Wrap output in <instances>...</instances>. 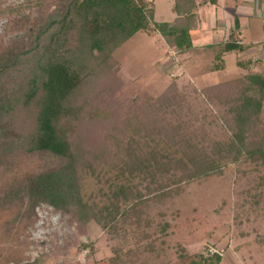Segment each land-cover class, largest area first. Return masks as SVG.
<instances>
[{
  "label": "trees",
  "instance_id": "trees-1",
  "mask_svg": "<svg viewBox=\"0 0 264 264\" xmlns=\"http://www.w3.org/2000/svg\"><path fill=\"white\" fill-rule=\"evenodd\" d=\"M174 3L176 18L157 23L151 0H72L26 87L0 101V151L12 152L15 146L58 161L23 183L21 192L31 206L47 204L79 228L95 222L124 242L132 234V245L123 242L110 257L87 264H144L146 254L159 264H222L223 253L212 252L213 247L197 253L187 249L191 237L182 232L194 220L155 223L152 210L179 195L184 186L222 175L226 161L264 166V69L254 70L264 65L260 57L238 60L240 77L198 91L207 103L223 108L227 140L206 142L188 132L183 117L190 106L176 81L157 98L130 100L123 116L102 105L103 92L121 82L112 70L115 51L135 34L148 33L152 25L180 57L213 52L207 72L224 70L226 54L244 55L255 46L241 38L238 17L227 40L195 46L199 8L218 0ZM107 169L116 173L107 179L101 203L86 199L85 179L100 178ZM81 248H89L93 256L92 243L82 241Z\"/></svg>",
  "mask_w": 264,
  "mask_h": 264
},
{
  "label": "rangeland",
  "instance_id": "rangeland-1",
  "mask_svg": "<svg viewBox=\"0 0 264 264\" xmlns=\"http://www.w3.org/2000/svg\"><path fill=\"white\" fill-rule=\"evenodd\" d=\"M71 2L0 0V9L20 6L0 13V101L26 87L37 59L60 28ZM154 2V21H173L174 0ZM254 11L245 19L242 35L246 44L255 46L250 48L251 54L241 57L264 61V9ZM151 27L148 33L135 34L115 51L117 65L112 70L121 82L103 92L102 105L113 115L123 116L130 100L143 101L147 95L157 98L176 81L186 92L190 106L183 117L188 132L206 142L227 140L230 133L222 121L223 108L207 103L198 91L240 77L239 55L228 54L222 71L204 72L212 65L213 52H195L172 60V49L165 47L162 35ZM211 36L214 41L221 38L219 33ZM263 69L264 65L258 64L254 70ZM13 149L0 151V264H87L91 259L110 257L123 238L112 237L95 222L79 228L67 214L47 204L32 207L21 192L28 177L52 169L57 159L50 154H28L15 146ZM106 171L100 178L90 175L85 179L86 199L101 203L102 192L110 184L107 179L116 173ZM151 217L155 223L194 220L182 232L191 237L187 245L191 253L213 247L223 253L222 264H264V166L248 160L226 161L222 175L184 186L179 195L154 207ZM170 238L171 234L167 240ZM133 240L130 233L124 244L132 245ZM82 241L92 243L93 256L89 248H81ZM142 259L144 264L160 262L157 259L153 263L152 254Z\"/></svg>",
  "mask_w": 264,
  "mask_h": 264
},
{
  "label": "crops",
  "instance_id": "crops-1",
  "mask_svg": "<svg viewBox=\"0 0 264 264\" xmlns=\"http://www.w3.org/2000/svg\"><path fill=\"white\" fill-rule=\"evenodd\" d=\"M154 1L155 0H153V2ZM261 8L264 9V0H218V3L215 5L208 4L200 7L198 12L199 28L198 31L196 32V35L194 36V45L197 47H203L210 44H218L227 40L232 32L235 17L239 18L240 23L242 24V33H243V30L245 29V19H247V17L249 18L253 16V14L255 13L254 9H259L260 11ZM154 9H155V2H154ZM174 9H175V3H174ZM175 18H176V14L174 19ZM218 33L220 34L221 38L218 41H214L211 35L212 34L215 35ZM154 34L156 35V33H153V35ZM208 36H210V38H207ZM241 38L243 39V41H245L242 34H241ZM206 39H210L211 41ZM259 43L261 42H258V44ZM166 46L167 44L165 42V47ZM251 51L248 53L251 54L252 53ZM205 52L208 51H204V53ZM201 54H203V52L199 53L198 55ZM228 54H226L224 58ZM187 56H189V54ZM240 56H238L237 61L247 59V58L244 59ZM202 60L203 59H201V61ZM210 60L211 62L213 60V57H211V55H210ZM206 71L207 70H205L204 72Z\"/></svg>",
  "mask_w": 264,
  "mask_h": 264
},
{
  "label": "built area",
  "instance_id": "built-area-1",
  "mask_svg": "<svg viewBox=\"0 0 264 264\" xmlns=\"http://www.w3.org/2000/svg\"><path fill=\"white\" fill-rule=\"evenodd\" d=\"M171 55H172V60L177 61L178 60V55L176 53V51H171ZM173 76H175L174 74H172ZM212 252L216 251V250H211Z\"/></svg>",
  "mask_w": 264,
  "mask_h": 264
}]
</instances>
